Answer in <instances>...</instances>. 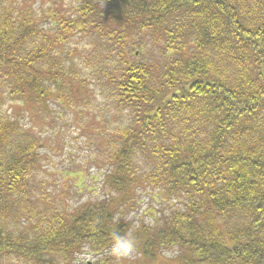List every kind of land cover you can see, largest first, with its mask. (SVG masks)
Returning <instances> with one entry per match:
<instances>
[{
  "label": "trees",
  "instance_id": "16d2710c",
  "mask_svg": "<svg viewBox=\"0 0 264 264\" xmlns=\"http://www.w3.org/2000/svg\"><path fill=\"white\" fill-rule=\"evenodd\" d=\"M47 12L0 0V264H72L85 247L106 251L113 232L133 234L142 264L172 247L177 264H264V0H80L70 15ZM75 35L105 47L99 86L125 122L111 132L108 197L68 210L42 194L39 138L2 105L31 115L59 92L81 95ZM139 35L161 61L130 60ZM140 187L181 207L131 229Z\"/></svg>",
  "mask_w": 264,
  "mask_h": 264
},
{
  "label": "rangeland",
  "instance_id": "374dc122",
  "mask_svg": "<svg viewBox=\"0 0 264 264\" xmlns=\"http://www.w3.org/2000/svg\"><path fill=\"white\" fill-rule=\"evenodd\" d=\"M80 0H35L39 13L58 10L63 16L73 13ZM48 20V19H47ZM47 22V21H46ZM49 22V20H48ZM45 24V27L49 24ZM129 51H136L135 63L161 61V48L147 35L134 36L127 40ZM68 60H74L79 69L85 71L88 80L79 96L62 91L48 101L47 110L31 115L21 107V102L6 101L2 111L6 117L30 130L40 140V171L37 181L42 194L50 201L74 210L89 202L102 200L109 193L104 187V177L110 171L107 153L110 150L111 132L114 126L125 122L123 115L114 113L107 91L99 86L102 76L98 70L109 66L105 47H99L92 39L75 35L70 40ZM111 58V57H110ZM181 207V201L167 197L159 188L140 187L136 191L135 203L124 219L136 229L140 223L154 226L161 224L172 209ZM110 248V247H109ZM92 253L87 247L75 256L72 264H115L108 254ZM176 254L166 257V251ZM179 251L175 248L162 249L156 264H177ZM137 254L121 264H142Z\"/></svg>",
  "mask_w": 264,
  "mask_h": 264
},
{
  "label": "clouds",
  "instance_id": "9594fccd",
  "mask_svg": "<svg viewBox=\"0 0 264 264\" xmlns=\"http://www.w3.org/2000/svg\"><path fill=\"white\" fill-rule=\"evenodd\" d=\"M136 251V241L131 232L125 234L113 232L111 246L108 250V254L113 258L115 264H121V262L123 261H128L132 259L136 254ZM175 254V250L166 251L164 253L166 257H172Z\"/></svg>",
  "mask_w": 264,
  "mask_h": 264
}]
</instances>
